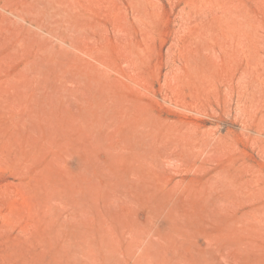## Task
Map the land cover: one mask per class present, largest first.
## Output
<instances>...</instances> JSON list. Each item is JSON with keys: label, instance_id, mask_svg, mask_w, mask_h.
Here are the masks:
<instances>
[{"label": "rangeland", "instance_id": "obj_1", "mask_svg": "<svg viewBox=\"0 0 264 264\" xmlns=\"http://www.w3.org/2000/svg\"><path fill=\"white\" fill-rule=\"evenodd\" d=\"M0 264H264V0H0Z\"/></svg>", "mask_w": 264, "mask_h": 264}]
</instances>
